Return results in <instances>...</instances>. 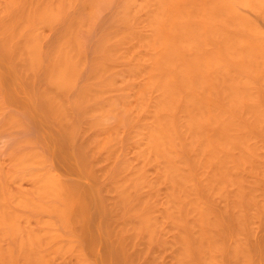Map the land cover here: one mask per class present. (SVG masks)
<instances>
[{
	"label": "bare ground",
	"instance_id": "bare-ground-1",
	"mask_svg": "<svg viewBox=\"0 0 264 264\" xmlns=\"http://www.w3.org/2000/svg\"><path fill=\"white\" fill-rule=\"evenodd\" d=\"M82 1L0 0V15L15 13L0 20L1 57L39 110L42 138L75 176L43 152L21 158L35 167L29 192H11L0 176V264H264L263 26L238 0H125L121 18L142 25L107 35L91 79L75 90ZM243 1L264 18V0ZM60 22L46 59L39 28ZM124 57L121 101L112 72ZM119 104L126 140L100 114ZM128 142L137 164L120 158Z\"/></svg>",
	"mask_w": 264,
	"mask_h": 264
},
{
	"label": "rangeland",
	"instance_id": "rangeland-1",
	"mask_svg": "<svg viewBox=\"0 0 264 264\" xmlns=\"http://www.w3.org/2000/svg\"><path fill=\"white\" fill-rule=\"evenodd\" d=\"M125 0H83L78 4L76 8V15L78 18L76 29L81 38L82 42V67H81V77L78 78V84L75 86V90H79L82 84H85L89 79L90 70L94 63L96 57V51L100 49L99 43L112 31L121 30L124 31L128 29L130 24L142 25L140 16H137L133 20H126L121 18L122 6L124 5ZM4 2V0H2ZM184 2V1H183ZM182 2V3H183ZM242 2V3H241ZM239 2L238 0V10L242 13L250 15L255 19L261 26L264 28V18L261 15L262 10L259 8H254L252 5H246L245 1ZM181 3V4H182ZM248 4V3H247ZM74 7V5L72 6ZM71 7V9H72ZM76 7V6H75ZM73 13V9L70 11ZM261 12V13H260ZM144 10L141 11V17ZM5 14L9 18H13L11 13H1L0 20L3 18L2 15ZM11 14V17H10ZM5 18V17H4ZM3 18V20H4ZM1 20V21H3ZM6 20V19H5ZM4 20V21H5ZM1 24V23H0ZM65 24L62 22L57 25H43L39 28V39L42 42L44 49V57L47 59L49 53L52 51L53 47L56 44V40L64 27ZM123 29V30H122ZM39 43V42H38ZM40 44V43H39ZM128 59L120 58L115 61V69L112 72V75L116 81V89H119L117 94L121 101L124 100V93L127 88V75L129 69L127 67ZM36 75V85L39 88L43 74H40L39 68L35 69ZM16 71L8 66L4 59L1 57L0 50V176L1 179L8 185L11 192H29L33 189L32 177L29 175V168L21 164V158L34 157L31 155L37 156L41 155L40 153L46 154L47 162L50 163V166L59 170L61 174L66 179H71L75 176L69 174L66 169L62 168L57 158L53 155L49 147L47 146L45 140L42 138L41 133L39 132V122L42 121V116L39 113L37 107H31L30 94L27 90L21 89L20 80H18ZM20 84V85H19ZM126 85V86H125ZM42 86V85H41ZM125 88V90H123ZM18 90V91H17ZM74 90V91H75ZM19 92V93H18ZM28 92V93H27ZM131 99H134L133 94H130ZM129 97V98H130ZM130 100V99H129ZM103 103V100H102ZM115 112L123 113L122 104L118 105L116 111L101 112L105 123L109 125H118L120 127L121 133L126 140L127 134L130 131V127L123 123L120 120V115L115 114ZM41 116V117H40ZM100 116V115H99ZM85 122H93L95 120V114H89L84 119ZM44 125L46 130H49L48 120H44ZM133 129V128H132ZM84 130H82V133ZM125 143V142H124ZM123 143V144H124ZM119 149H122L120 153V158L129 156L133 163H136L135 152L132 147H129V142L127 145L124 144V147L121 146ZM44 154H42L44 156ZM46 158V157H45ZM103 158V157H100ZM111 163V159L108 156L104 160V164L98 165L105 166ZM137 164V163H136ZM27 171H25V169ZM33 170V169H31ZM65 171L67 173H65ZM151 174H154V168L150 166ZM112 177L107 175L106 180H110ZM84 181L88 183V180L84 178ZM32 188V189H31ZM32 211L26 209L25 211ZM28 213V212H26ZM33 213V212H32ZM28 213V214H32ZM32 219L34 218L31 215ZM35 219V218H34ZM34 225H38L35 220H32ZM40 227V225H38ZM37 227V226H34ZM259 236L264 233V227L259 228ZM262 231V232H261ZM162 235L171 237L172 234L168 231L167 228L162 230ZM8 241V238H6ZM11 241V240H10ZM9 242V241H8ZM5 243H7L5 241ZM161 247V246H160ZM163 248V247H161ZM58 258V255L55 257ZM169 260V257H167ZM68 259H73V255L69 256Z\"/></svg>",
	"mask_w": 264,
	"mask_h": 264
}]
</instances>
